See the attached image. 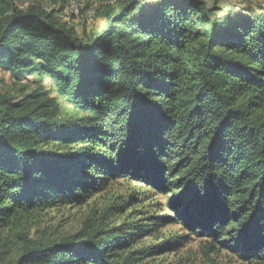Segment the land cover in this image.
I'll return each mask as SVG.
<instances>
[{
  "label": "trees",
  "instance_id": "obj_1",
  "mask_svg": "<svg viewBox=\"0 0 264 264\" xmlns=\"http://www.w3.org/2000/svg\"><path fill=\"white\" fill-rule=\"evenodd\" d=\"M17 2L0 0V71L50 90L0 96V235L127 182L171 194L176 219L160 226L264 264V7L109 0L105 25L80 35ZM123 210L24 245L15 264H142L136 234L108 223Z\"/></svg>",
  "mask_w": 264,
  "mask_h": 264
},
{
  "label": "rangeland",
  "instance_id": "obj_2",
  "mask_svg": "<svg viewBox=\"0 0 264 264\" xmlns=\"http://www.w3.org/2000/svg\"><path fill=\"white\" fill-rule=\"evenodd\" d=\"M216 6L219 14L229 11H250L264 7V0H207ZM109 0H18L20 9L40 7L56 11L63 22L68 23L78 34L86 30H100L105 25L104 10ZM37 83L36 79L18 81L10 74L0 71V96L20 100L39 87L50 90L47 82ZM58 102L56 94L51 95ZM67 106L62 111L66 113ZM75 148V147H74ZM71 151V150H68ZM74 152V151H73ZM144 195V196H143ZM171 194H155L141 185L127 182L111 184L95 196L89 197L82 205H60L31 218L17 221L9 232L0 235V264H15L22 254L24 245H43L66 238L82 236L87 224L111 207L124 206L120 214L110 216L111 227L125 223V232L136 234L133 249L150 253L142 264H257L244 262L228 249L210 250V239L191 234L176 222L159 225V218L176 215L168 206ZM120 218V219H119ZM133 229H128L129 225ZM95 225V223H94ZM127 225V226H126ZM156 225V226H154ZM148 226V227H147ZM148 230V231H147ZM156 248L155 252L151 251Z\"/></svg>",
  "mask_w": 264,
  "mask_h": 264
}]
</instances>
